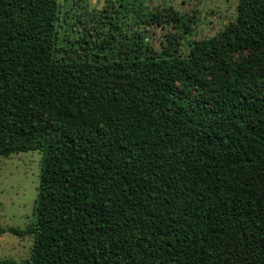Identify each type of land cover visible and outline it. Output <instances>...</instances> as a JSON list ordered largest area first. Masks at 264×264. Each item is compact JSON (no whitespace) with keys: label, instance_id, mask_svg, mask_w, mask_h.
Masks as SVG:
<instances>
[{"label":"trees","instance_id":"obj_1","mask_svg":"<svg viewBox=\"0 0 264 264\" xmlns=\"http://www.w3.org/2000/svg\"><path fill=\"white\" fill-rule=\"evenodd\" d=\"M58 12L0 0V157L42 152L0 264H264V0L187 56L60 59Z\"/></svg>","mask_w":264,"mask_h":264},{"label":"rangeland","instance_id":"obj_2","mask_svg":"<svg viewBox=\"0 0 264 264\" xmlns=\"http://www.w3.org/2000/svg\"><path fill=\"white\" fill-rule=\"evenodd\" d=\"M58 58L187 56L192 43L217 35L238 0H58ZM243 54V53H242ZM240 55L235 56L239 58ZM42 152L0 157V225L24 228L32 218ZM33 236L0 234V259L30 260Z\"/></svg>","mask_w":264,"mask_h":264}]
</instances>
